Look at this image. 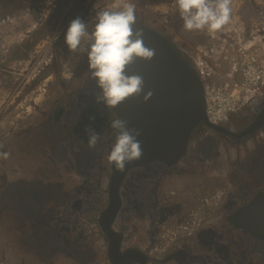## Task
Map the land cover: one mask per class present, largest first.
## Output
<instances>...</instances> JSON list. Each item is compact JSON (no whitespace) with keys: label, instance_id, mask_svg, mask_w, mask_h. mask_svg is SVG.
<instances>
[{"label":"flooded vegetation","instance_id":"af4514ba","mask_svg":"<svg viewBox=\"0 0 264 264\" xmlns=\"http://www.w3.org/2000/svg\"><path fill=\"white\" fill-rule=\"evenodd\" d=\"M129 2L153 29L185 30L175 0ZM254 2L232 0L220 31L264 32L253 22ZM115 3L0 0L3 16L34 5L41 15L0 58V153H9L0 156L1 233L8 238L11 206L26 205L41 224L38 248L76 264H264V82L223 123L198 126L183 153L117 170L107 162L112 113L95 99L86 54L65 42L73 19L91 31L96 12ZM216 34L192 31L184 52L198 55ZM89 127L102 137L94 149Z\"/></svg>","mask_w":264,"mask_h":264},{"label":"water","instance_id":"95a60500","mask_svg":"<svg viewBox=\"0 0 264 264\" xmlns=\"http://www.w3.org/2000/svg\"><path fill=\"white\" fill-rule=\"evenodd\" d=\"M250 8L254 24L263 28L264 0H257ZM240 15L245 16L244 8ZM150 24L136 19L133 27L143 29L144 43L156 50L155 55L150 61L138 59L127 71L128 74L143 75L144 91L151 90L153 95L147 102L142 101L143 94L130 98L116 109L117 115L129 121V127L140 130L137 139L141 142L142 158L145 159L183 153L194 130L200 125L213 123L208 116L206 87L199 73L198 55L190 57L183 50L186 42H191L192 31L182 30L169 36L153 29ZM15 191L19 195L24 190ZM29 195L33 199V195ZM10 209L13 218L10 225L7 224L8 238L0 231V264H76L63 260L56 248L55 251L46 245L43 249L38 248L36 241L40 242L37 235L40 230L37 223L41 224L32 221L33 206L30 209L26 205H12Z\"/></svg>","mask_w":264,"mask_h":264},{"label":"clouds","instance_id":"9594fccd","mask_svg":"<svg viewBox=\"0 0 264 264\" xmlns=\"http://www.w3.org/2000/svg\"><path fill=\"white\" fill-rule=\"evenodd\" d=\"M175 3L186 31L215 33L231 20L232 0H175ZM94 19L91 31L81 18L73 19L66 31L65 42L70 52L87 56L90 78L99 89L95 99L112 113L110 126L115 141L107 162L124 171L126 164L143 155L141 142L137 139L141 133L139 129L129 127V121L113 110L130 98L141 97V94L143 102L152 97L151 90L144 91V76L128 74L127 69L138 59L150 61L156 50L145 45L142 28L134 29L135 5L129 0H116L113 8L97 11ZM86 131L89 137L87 146L96 148L101 135L91 127ZM8 155L0 153L5 159Z\"/></svg>","mask_w":264,"mask_h":264},{"label":"built area","instance_id":"2783aa9c","mask_svg":"<svg viewBox=\"0 0 264 264\" xmlns=\"http://www.w3.org/2000/svg\"><path fill=\"white\" fill-rule=\"evenodd\" d=\"M238 38L241 50L253 47L244 38ZM254 55L261 57L255 53ZM254 55H247L241 64L232 61V66L226 74L211 66L206 56L198 57L197 65L206 87L208 116L211 122L222 123L233 110L245 104L264 82V60L259 62Z\"/></svg>","mask_w":264,"mask_h":264},{"label":"rangeland","instance_id":"374dc122","mask_svg":"<svg viewBox=\"0 0 264 264\" xmlns=\"http://www.w3.org/2000/svg\"><path fill=\"white\" fill-rule=\"evenodd\" d=\"M37 7L39 5H34L27 9L24 8L22 11H17L6 16L0 14V58L4 55L3 51H5L8 45H12V43L23 38L35 25H38L41 15L38 9H34ZM54 36H57L56 32ZM238 37L244 38L253 47L249 50H241L239 48ZM262 43H264V32L240 33L238 30L225 29L217 32L215 39L212 40L211 49L202 48L203 51L201 50L198 54L199 56H206L211 66L226 74L232 66V61H237L241 64L249 54L254 55L255 53L260 55L261 57L254 56L259 62H262L264 60V44L262 45ZM76 55L80 56L81 54L76 53ZM234 57L236 60H234ZM71 58L68 67L69 72H71V69H73V66L77 62L73 56ZM1 101L2 99H0V103Z\"/></svg>","mask_w":264,"mask_h":264},{"label":"bare ground","instance_id":"6f19581e","mask_svg":"<svg viewBox=\"0 0 264 264\" xmlns=\"http://www.w3.org/2000/svg\"><path fill=\"white\" fill-rule=\"evenodd\" d=\"M236 30H238L240 33L242 32V30H240V29H238V28H235ZM217 35V34H216ZM212 40H213V38H212ZM212 40L210 41L211 43H212ZM212 48V44H211V46H210V49ZM203 51V50H202ZM198 57H199V54H198ZM206 95H207V92H206Z\"/></svg>","mask_w":264,"mask_h":264}]
</instances>
